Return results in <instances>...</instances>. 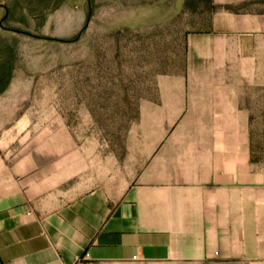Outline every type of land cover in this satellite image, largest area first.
Returning <instances> with one entry per match:
<instances>
[{"label":"crops","instance_id":"1","mask_svg":"<svg viewBox=\"0 0 264 264\" xmlns=\"http://www.w3.org/2000/svg\"><path fill=\"white\" fill-rule=\"evenodd\" d=\"M209 2L130 181L102 128L0 104V264H264V0Z\"/></svg>","mask_w":264,"mask_h":264},{"label":"rangeland","instance_id":"2","mask_svg":"<svg viewBox=\"0 0 264 264\" xmlns=\"http://www.w3.org/2000/svg\"><path fill=\"white\" fill-rule=\"evenodd\" d=\"M211 12L209 0H0V78L19 91L1 93L0 104L58 107L68 122L102 128L111 150L124 148L130 181L149 106L161 90L182 88L173 76L189 72L188 36ZM255 117L253 150L264 166V113Z\"/></svg>","mask_w":264,"mask_h":264},{"label":"trees","instance_id":"3","mask_svg":"<svg viewBox=\"0 0 264 264\" xmlns=\"http://www.w3.org/2000/svg\"><path fill=\"white\" fill-rule=\"evenodd\" d=\"M91 17H92V14L90 13L87 20H90ZM8 82H9V78H7V80H3L2 78H0V94L3 92Z\"/></svg>","mask_w":264,"mask_h":264}]
</instances>
